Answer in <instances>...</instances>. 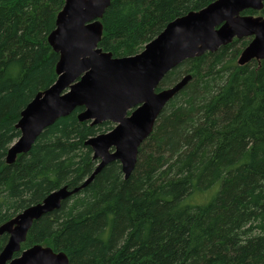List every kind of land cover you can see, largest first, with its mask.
Returning <instances> with one entry per match:
<instances>
[{
	"label": "trees",
	"instance_id": "trees-1",
	"mask_svg": "<svg viewBox=\"0 0 264 264\" xmlns=\"http://www.w3.org/2000/svg\"><path fill=\"white\" fill-rule=\"evenodd\" d=\"M212 1L110 0L98 46L135 54ZM63 5L0 0V225L66 186L76 191L32 223L21 250L40 244L68 264H264V59L238 64L246 38L165 74L158 90L189 79L159 113L128 177L115 160L81 186L96 163L84 142L111 126L80 121L83 107L6 162L20 111L56 79L59 54L47 36ZM241 14L264 16V1ZM7 238L0 234V250Z\"/></svg>",
	"mask_w": 264,
	"mask_h": 264
},
{
	"label": "water",
	"instance_id": "water-1",
	"mask_svg": "<svg viewBox=\"0 0 264 264\" xmlns=\"http://www.w3.org/2000/svg\"><path fill=\"white\" fill-rule=\"evenodd\" d=\"M264 0H213L206 6L170 21L135 54L113 56L99 46L101 17L110 0H64L47 40L59 54L56 79L37 92L20 111L15 127L19 136L7 149L11 163L27 152L44 128L77 107L80 121L92 125L111 122L108 131L85 140L96 159L81 186L89 183L106 164L118 161L123 177L133 171L140 144L151 133L159 113L183 87L189 75L158 90L162 78L185 59L213 52L232 39L250 37L237 62L264 59V16L241 14L261 10ZM76 191L66 187L50 192L39 203L23 209L0 225L8 238L0 250V264H68L62 252L34 244L21 250L32 223L57 209ZM18 255H15V254Z\"/></svg>",
	"mask_w": 264,
	"mask_h": 264
},
{
	"label": "flooded vegetation",
	"instance_id": "flooded-vegetation-1",
	"mask_svg": "<svg viewBox=\"0 0 264 264\" xmlns=\"http://www.w3.org/2000/svg\"><path fill=\"white\" fill-rule=\"evenodd\" d=\"M259 16H262V15H259ZM243 38L248 39V42L250 41V37H243ZM240 39H242V38H240ZM233 40H235V38L232 39L231 42H232ZM236 40H239V39H236ZM231 42H229V43H231ZM248 42H247V44H248ZM229 43H228V44H229ZM247 44H246V45H247ZM246 45H245V46H246ZM245 46H244V47H245ZM244 47H243V48H244ZM87 122H89V121H87ZM105 122H106V121H105ZM108 122H109V121H108ZM109 123H110L111 126H109V128H108L107 130H105V131H108V130H110V129L113 127V124H112L111 122H109ZM92 158H93V157H92ZM93 160H94V161H97L96 159H93ZM94 167H95V166H94ZM93 169H94V168H93ZM60 204H61V203H60ZM17 255H18V254H17Z\"/></svg>",
	"mask_w": 264,
	"mask_h": 264
},
{
	"label": "rangeland",
	"instance_id": "rangeland-1",
	"mask_svg": "<svg viewBox=\"0 0 264 264\" xmlns=\"http://www.w3.org/2000/svg\"><path fill=\"white\" fill-rule=\"evenodd\" d=\"M243 15L259 16L260 14H243ZM5 233H6V232H5Z\"/></svg>",
	"mask_w": 264,
	"mask_h": 264
},
{
	"label": "bare ground",
	"instance_id": "bare-ground-1",
	"mask_svg": "<svg viewBox=\"0 0 264 264\" xmlns=\"http://www.w3.org/2000/svg\"><path fill=\"white\" fill-rule=\"evenodd\" d=\"M62 187H66V186H61L60 188H62ZM66 189L69 190L67 187H66ZM73 189H74V188H73Z\"/></svg>",
	"mask_w": 264,
	"mask_h": 264
}]
</instances>
